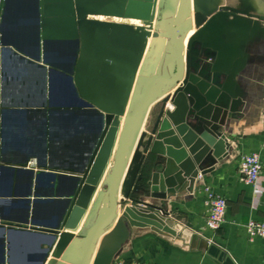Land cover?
Returning <instances> with one entry per match:
<instances>
[{"label": "crops", "instance_id": "1", "mask_svg": "<svg viewBox=\"0 0 264 264\" xmlns=\"http://www.w3.org/2000/svg\"><path fill=\"white\" fill-rule=\"evenodd\" d=\"M83 1L106 5L117 0ZM174 1L165 0L160 28L166 26ZM130 2L137 4L136 11L144 0H125V5ZM158 2L152 0V18L148 21L93 14L88 17L132 23L138 27L154 26ZM207 4L219 15L203 32V53L198 58V70L209 72L212 78L214 75L215 81L210 85L216 92L219 105L227 100V107L233 101L236 111L233 116L225 118L219 129L228 145V148L219 146L223 152L226 151L225 155L217 159L212 170L198 176L191 191L169 197L166 212L174 223L182 227L185 235H199L212 247L204 252L190 248L189 238L185 236L180 242L149 226H131L119 217V212L111 226L101 234L90 264H113L117 258L137 260L141 264H264V238L256 237L249 241L243 227L249 219L264 220V152L261 153L263 170L259 195L238 175L240 155L258 150L264 136V0H207ZM199 7V0H185L182 20H192L190 34L197 29L193 15ZM221 7H232L249 14L221 10ZM35 14L33 0H8L5 6L0 4V157L11 165L23 167L22 171L14 173L11 183L2 184L3 192L10 191L12 194L8 192L0 196L5 208L15 203L13 200L25 197L20 194L29 190V169L36 173L39 169L50 170L52 165L62 171H79L88 156L97 128L95 116L78 104L83 98L80 88L74 79L69 82L72 75L68 72V65L75 50L73 41L56 38L42 43L37 36ZM154 32L150 29V35ZM149 40L148 36L139 64L132 72L120 103L123 107L120 129L132 106L135 87L153 63L154 56L146 69L141 71ZM165 45L158 71L171 75L175 62L167 42ZM183 46L185 50V40ZM78 57L79 53L75 54V61ZM174 89L162 92L151 104L137 140L139 151L151 135L162 106L161 100ZM170 105L169 100L164 109ZM163 116L164 112L156 131ZM169 123L173 127V123ZM162 146L165 149L166 144ZM183 147L187 156L192 158L186 146ZM164 157L165 154L145 153L131 189L132 199L145 205L158 204L160 200L151 196L148 181L152 178L156 159L162 161ZM156 167L161 170V163L158 162ZM202 183L226 199L225 221L216 231L206 226L208 207ZM47 188L42 191L48 192ZM45 204L38 203L37 214L46 225H26L30 231H10L8 235L0 229V236L5 235L10 241V256L14 264L77 263L80 235L90 221L85 214L71 235L62 234L69 232L62 227L53 240L48 233L51 230L48 224L54 221L57 203ZM42 206L50 208L42 209ZM25 213V209H17L8 215L12 220H19L24 218ZM50 244V251L44 255L43 251Z\"/></svg>", "mask_w": 264, "mask_h": 264}, {"label": "water", "instance_id": "2", "mask_svg": "<svg viewBox=\"0 0 264 264\" xmlns=\"http://www.w3.org/2000/svg\"><path fill=\"white\" fill-rule=\"evenodd\" d=\"M7 1L0 0V4L5 6ZM164 2H158L154 26L138 27L132 23L95 19L88 15L148 21L152 18V0H144L136 11L137 4L130 2L125 5V0L112 1L106 5L83 0H33L37 36L42 43L56 38L73 41L75 50L72 62L68 65V72L72 75L69 82L72 83L74 79L80 88L83 98L78 104L95 116L97 128L88 156L79 171H62L52 165L50 170L39 169L36 173L29 169V190L20 194L25 197L13 200L24 204V218L12 220L0 203L2 232L8 235L10 231H30L26 225H46L38 218L37 205L57 203L54 221L48 224L51 229L48 233L53 240L62 227L69 230L62 234L71 235L85 214L87 221H90L80 235L76 264H90L101 234L111 226L119 212V217L131 226H149L180 242L185 236L189 238L190 248L204 252L212 247L208 240L199 235H185L182 227L168 216L166 206L169 197L182 191H191L199 174L212 170L217 159L226 153L219 146L228 148L224 141L225 135L219 129L226 117L234 115L235 103L232 101L226 107L225 100L220 106L216 92L210 85L215 81L214 75L212 78L209 72L198 70V58L203 53V32L215 21L219 12L210 8L207 0H199V10L193 15L197 29L190 34L192 20H182L185 0L174 1L166 26L159 27ZM221 10L249 14L232 7H221ZM150 29L155 30L153 35H150ZM148 36L150 40L141 71L146 69L154 56L153 63L149 72L140 77L132 106L120 129L123 114L120 103L132 72L139 64ZM166 42L175 62L171 75L158 71ZM78 53L79 57L75 61V54ZM173 87L172 93L161 100L162 106L151 135L142 146V151H139L137 140L151 104L162 92ZM169 100L171 105L164 109ZM163 112L160 128L156 131ZM165 144V149H162ZM183 144L192 158L187 156ZM146 152L165 154L162 161L156 159L152 178L148 181L151 196L160 200L154 205H145L130 197ZM158 162L162 165L161 170L156 167ZM0 166L3 171L0 196L8 192L11 194L10 191L3 192L2 184L11 183L14 173L22 171L23 167L11 165L2 157ZM44 188L49 191L43 192ZM95 192L97 196L91 204ZM9 243L8 237L0 236V264H14ZM51 245L43 251L44 255L50 251Z\"/></svg>", "mask_w": 264, "mask_h": 264}, {"label": "built area", "instance_id": "3", "mask_svg": "<svg viewBox=\"0 0 264 264\" xmlns=\"http://www.w3.org/2000/svg\"><path fill=\"white\" fill-rule=\"evenodd\" d=\"M264 152V136L258 150L242 153L238 161V175L241 181L253 186L255 193L260 194V177L263 170L261 153ZM200 177V174H199ZM205 203L208 207L206 226L212 231L219 229L225 221L226 199L221 194L213 191L211 187L202 183ZM249 241L256 237L264 238V220L249 219L243 224ZM113 264H141L137 260L125 261L115 259Z\"/></svg>", "mask_w": 264, "mask_h": 264}, {"label": "rangeland", "instance_id": "4", "mask_svg": "<svg viewBox=\"0 0 264 264\" xmlns=\"http://www.w3.org/2000/svg\"><path fill=\"white\" fill-rule=\"evenodd\" d=\"M1 204H4L2 201L0 202ZM47 204H50V203H46L45 205ZM46 208H50L48 206H42V209H46ZM24 210V204L22 203H13V204H10L6 207V210L10 213L11 211L13 210ZM52 209V208H51ZM55 210V209H54ZM39 214H40V211H39ZM38 215V214H37Z\"/></svg>", "mask_w": 264, "mask_h": 264}, {"label": "bare ground", "instance_id": "5", "mask_svg": "<svg viewBox=\"0 0 264 264\" xmlns=\"http://www.w3.org/2000/svg\"><path fill=\"white\" fill-rule=\"evenodd\" d=\"M1 166H2V165H1ZM1 166H0V170H2V169H1ZM5 171H7V168L5 169ZM27 172H28V171H27ZM7 174H9V173H7Z\"/></svg>", "mask_w": 264, "mask_h": 264}]
</instances>
